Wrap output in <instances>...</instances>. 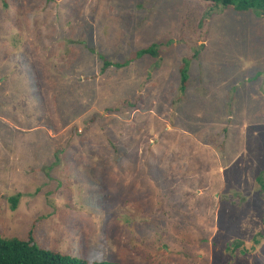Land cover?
<instances>
[{
    "label": "rangeland",
    "instance_id": "obj_1",
    "mask_svg": "<svg viewBox=\"0 0 264 264\" xmlns=\"http://www.w3.org/2000/svg\"><path fill=\"white\" fill-rule=\"evenodd\" d=\"M30 230L87 262L264 264V15L0 0V239Z\"/></svg>",
    "mask_w": 264,
    "mask_h": 264
},
{
    "label": "trees",
    "instance_id": "obj_2",
    "mask_svg": "<svg viewBox=\"0 0 264 264\" xmlns=\"http://www.w3.org/2000/svg\"><path fill=\"white\" fill-rule=\"evenodd\" d=\"M208 5L209 10L214 13L216 10L230 9L234 12H248L255 11L259 15H264V0H195ZM144 55L151 57H158L157 46L152 45L145 49H140L136 52L135 58H140ZM197 56V53H195ZM99 59L103 61V67L101 69L104 72L105 68L110 66L115 68L125 67L128 62L113 63L105 60L102 56ZM130 62V61H129ZM180 81L179 91L184 93L188 85V65L187 61H183V65L179 70ZM262 176L257 179L261 180ZM263 179V178H262ZM18 197L12 198V210L15 209ZM255 237L253 239V245L258 244V240ZM242 244L238 241L233 243L235 250L239 249ZM0 264H121L118 262L110 261H93L87 262L84 259H75L68 255H61L57 252L44 249L36 245L32 230L27 234L26 239L13 238L9 240L0 239Z\"/></svg>",
    "mask_w": 264,
    "mask_h": 264
}]
</instances>
